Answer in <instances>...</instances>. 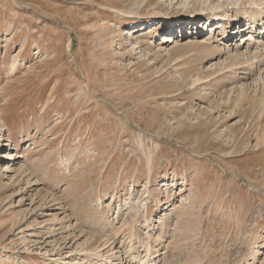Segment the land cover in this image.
I'll return each instance as SVG.
<instances>
[{"label":"rangeland","instance_id":"rangeland-1","mask_svg":"<svg viewBox=\"0 0 264 264\" xmlns=\"http://www.w3.org/2000/svg\"><path fill=\"white\" fill-rule=\"evenodd\" d=\"M257 6L0 0V264H67L96 237L264 264V66L226 48Z\"/></svg>","mask_w":264,"mask_h":264},{"label":"bare ground","instance_id":"bare-ground-1","mask_svg":"<svg viewBox=\"0 0 264 264\" xmlns=\"http://www.w3.org/2000/svg\"><path fill=\"white\" fill-rule=\"evenodd\" d=\"M262 7L263 8L257 6L256 9L257 11H259L255 16L248 15V17L244 18L245 23L247 24L246 27L242 25V21L237 20V26L235 27V29L230 30L229 33L230 35H232L231 38L241 36L242 41L240 42V44L234 45L233 48L230 46V44L226 45V48H228L229 50H233L238 54V58L241 59L242 57L245 64H256L258 68H262V66H264V6ZM215 19H221V17L218 14H212L210 19H207L205 23H208L209 20L215 22ZM131 30H129L130 33L132 32ZM221 32H225L224 24H222ZM181 33H183V31H181ZM181 36L182 35H180L179 37ZM174 39L175 38L172 35L165 37L166 41H171ZM134 44L136 46L135 42L133 43V45ZM117 238L111 241L110 238L99 239L98 237H96L90 239L89 241L87 240L82 244L77 243L79 244V246H82L80 249H77L76 247V251L78 250L80 252H78L77 254L75 253L77 255V258L71 259V262L67 264H154V258L160 254L157 253L159 250H153V248L148 244L145 245L144 249L142 250V254H140V250L128 251L123 248V240H121V244L119 246L117 245ZM64 243H67V241H64ZM104 253L107 255L105 256ZM117 258L122 259H120V261H117ZM74 260L75 263H72Z\"/></svg>","mask_w":264,"mask_h":264}]
</instances>
